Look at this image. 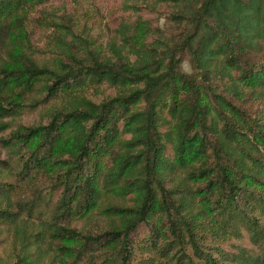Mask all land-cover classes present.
I'll return each mask as SVG.
<instances>
[{
    "label": "trees",
    "instance_id": "obj_1",
    "mask_svg": "<svg viewBox=\"0 0 264 264\" xmlns=\"http://www.w3.org/2000/svg\"><path fill=\"white\" fill-rule=\"evenodd\" d=\"M44 1L0 0V147L32 190L15 205L17 187L0 182V220L13 236L28 235L21 215L38 217L36 187L48 182L45 194L58 195L37 234L60 243L66 264H264V0H155L187 25L178 41L148 48L119 22L107 50L63 34L38 63L25 19ZM185 57L194 72L181 69ZM96 83L114 94L95 102L77 91ZM43 91L63 101L47 123L3 136ZM247 97L256 111L238 103ZM94 211L112 222L95 233L72 226ZM142 225L147 236L135 240ZM243 232L254 248L219 245ZM15 251L9 264L35 263L27 244Z\"/></svg>",
    "mask_w": 264,
    "mask_h": 264
},
{
    "label": "rangeland",
    "instance_id": "obj_2",
    "mask_svg": "<svg viewBox=\"0 0 264 264\" xmlns=\"http://www.w3.org/2000/svg\"><path fill=\"white\" fill-rule=\"evenodd\" d=\"M174 8L172 5L164 3L157 5L155 0H45L33 6L25 19L26 32L30 39L28 52L38 63H47L57 51V36L63 34L68 35L67 39H75V47L85 43L90 49L102 48L107 50L115 38V30L119 22L128 23L133 27L135 25L138 38L140 40L145 38V46L148 48L160 43V39L173 43L178 41L180 32L187 26L178 23L177 20L165 17L166 14L173 12ZM143 23L148 26V29H143ZM143 41L141 42L143 43ZM181 69L186 73L194 72L186 57L182 61ZM79 89H81L79 93L95 102H100L114 94V90L106 83L86 85L83 88H77V91ZM31 97L35 104L28 102V106L23 112L11 120L12 126L2 134L3 136H6L18 125L37 126L47 123L51 109L63 103L62 96L56 98L49 96L46 99L45 91L35 92ZM37 99L43 102H36ZM238 103L250 105L249 109L252 112L259 107L248 97L238 101ZM1 160H5L7 164L0 163V182L6 183L7 186L14 185L17 187V191L12 194L15 205L17 202H26L31 198L32 190L29 187H22L23 182L16 176L15 173L19 170L18 163L6 149L0 147ZM47 183H39L36 187L43 197V200L39 202L38 210L35 212L38 217L28 218L21 215L26 221L25 227L28 233L22 243L27 244L30 251H35L30 256V259L35 262L33 264H66L68 257H66L63 248H58L60 243L50 239L47 235L41 237L40 234H37L41 231L40 220L49 218L58 195L56 190L49 195L45 194L47 190H50ZM19 186L21 187L19 188ZM103 203L105 201L102 199L100 207L103 206ZM119 203L128 205L129 200L124 199ZM112 218L113 220L121 219L120 216H112ZM109 222H112L110 218L94 211L74 219L71 224L83 232L95 233L100 228H105ZM147 232L145 226L142 225L133 237L138 241L145 239ZM22 243L13 236L10 226L0 220V264L12 263L15 260V249H18ZM62 243L65 245L72 244L71 241H63ZM209 245H215V243L210 242ZM219 245L228 252L236 251L239 247L254 248L244 232L242 236L229 237ZM186 252L188 253V251ZM99 262L100 259L96 258L94 263L80 261L78 264H98Z\"/></svg>",
    "mask_w": 264,
    "mask_h": 264
}]
</instances>
